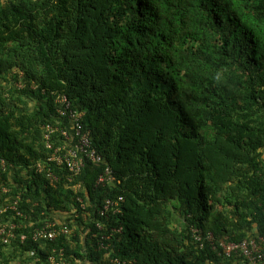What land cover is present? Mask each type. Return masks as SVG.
<instances>
[{
    "label": "trees",
    "instance_id": "trees-1",
    "mask_svg": "<svg viewBox=\"0 0 264 264\" xmlns=\"http://www.w3.org/2000/svg\"><path fill=\"white\" fill-rule=\"evenodd\" d=\"M70 112L103 161L71 181L51 163L53 187L33 165L46 127L53 146L77 140ZM1 160L23 215H3L17 227L0 264L59 249L70 264H236L219 240L264 237V0H0ZM105 165L115 187L95 184ZM46 219L72 230L32 240Z\"/></svg>",
    "mask_w": 264,
    "mask_h": 264
},
{
    "label": "built area",
    "instance_id": "built-area-1",
    "mask_svg": "<svg viewBox=\"0 0 264 264\" xmlns=\"http://www.w3.org/2000/svg\"><path fill=\"white\" fill-rule=\"evenodd\" d=\"M57 101L60 104H66V109H68L69 101L66 96L58 97ZM64 109V108H63ZM65 110H59L60 114H65ZM66 115V114H65ZM69 122L70 124H75L74 126V135L77 137L75 142H72L69 129L63 128L60 131V135L64 137V139L71 140L72 147L65 149L63 145H56L53 146L50 141L51 133H53L56 129H51L50 127L45 128V144L46 148L49 150V153L46 156L44 162L37 161L33 167H35V171L38 173L45 172L46 177L49 181V184L54 187V184L59 180L60 176L56 175L51 171V163L57 167V169L61 171H65V177L67 180L71 181V176L68 175V172L72 175L80 174L82 168L84 167L86 158L95 162L96 164H102V156L97 150L91 146V141L88 132H82L80 128V123L78 120L81 118V113L75 114L70 112L69 115ZM76 128V129H75ZM45 164L47 167L45 168ZM7 169L6 163L4 160L0 161V174L1 172H5ZM264 170V165H263ZM264 178V172H263ZM8 173V178H9ZM96 185H103V186H111L115 187L119 184L118 179L115 177L112 169L105 165L103 169L99 172ZM79 184H75L73 187L78 188ZM75 189V190H76ZM9 191L8 186L0 184V244L7 245L11 241V239L16 238V234L14 229L17 227L15 223H13L10 219L3 218V215L8 211L12 210L15 215L22 216V212L18 210L17 203L18 197L14 200H8L7 198H3V195ZM79 202H82L81 198H78ZM123 201L122 196H117L115 199L111 197H106L103 200V206L99 209L100 215H105L107 212L111 211L112 213H120L119 203ZM4 202V203H3ZM81 203V207H83ZM58 221L59 225H57ZM98 228L101 229V225L99 223L96 224ZM72 229L68 227L65 223V220H58L51 221L46 219L41 225L34 227L30 232V236L34 241H44V240H54L59 236H67L71 232ZM114 230L119 231L120 228ZM190 231L192 237L196 241H200L203 237L202 232L197 227H190ZM27 238L26 234H21L19 236L20 241H24ZM206 238L208 240L213 239V234L211 232L206 233ZM220 247V254L224 258H235L243 264H264V237L259 235L256 236H248L244 239L239 241L227 242L225 240L219 241ZM215 248V247H214ZM54 251V250H53ZM62 250L59 249L58 253H53L48 256L49 264H70L68 261H65L62 257ZM113 264H131L129 261H121L117 258L112 260Z\"/></svg>",
    "mask_w": 264,
    "mask_h": 264
},
{
    "label": "clouds",
    "instance_id": "clouds-1",
    "mask_svg": "<svg viewBox=\"0 0 264 264\" xmlns=\"http://www.w3.org/2000/svg\"><path fill=\"white\" fill-rule=\"evenodd\" d=\"M19 86H21L20 84H19ZM263 172H264V170H263ZM263 172L261 173V175H263ZM262 179H263V181H264V178H263V176H262ZM4 203V202H3ZM0 220H2V219H0ZM256 235H258L257 233L254 235V236H256ZM253 236V235H252ZM244 239V238H243ZM12 240V239H11ZM221 240H224V239H221ZM221 240H219V241H221ZM218 241V242H219ZM227 242H233V241H227ZM2 245V244H1ZM6 247H10L11 248V246H10V242H9V244H7V245H3V249L5 250V248ZM234 261H238L237 259H235Z\"/></svg>",
    "mask_w": 264,
    "mask_h": 264
},
{
    "label": "crops",
    "instance_id": "crops-1",
    "mask_svg": "<svg viewBox=\"0 0 264 264\" xmlns=\"http://www.w3.org/2000/svg\"><path fill=\"white\" fill-rule=\"evenodd\" d=\"M5 251H6V253H7V252H11V248H10V247H6V248H5ZM237 263H238V264H243V262H239V261H237L236 264H237Z\"/></svg>",
    "mask_w": 264,
    "mask_h": 264
}]
</instances>
